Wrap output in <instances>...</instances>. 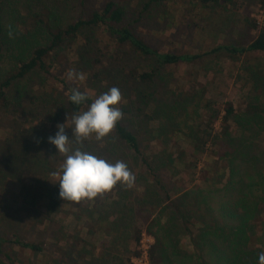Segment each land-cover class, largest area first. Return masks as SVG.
<instances>
[{
    "label": "trees",
    "instance_id": "16d2710c",
    "mask_svg": "<svg viewBox=\"0 0 264 264\" xmlns=\"http://www.w3.org/2000/svg\"><path fill=\"white\" fill-rule=\"evenodd\" d=\"M87 1L81 0V3L85 4ZM163 1L148 0L145 8L148 9L152 4ZM187 1L190 5L201 10L210 8L221 12L234 9L237 4V0ZM1 6L2 1L0 0V34L2 32ZM259 7L264 10V0L259 1ZM125 21L126 12L124 8L113 1H105L86 19L80 18L68 24L65 28L57 25H53L54 27L47 26L48 43L32 50L29 57L20 60L0 78V108L4 111L13 108L16 112L20 109L27 110L30 106L32 116L29 115L30 117L26 119L27 122L37 121L36 118L38 117L35 113L37 110L44 116L45 111L48 109L52 111L53 109L52 112H47V114H50L48 122L52 125L51 136H55L58 131L57 125L64 124L66 117H72L86 111L93 99L85 94L88 99L84 103L81 105L73 104L69 100L70 90L73 88L65 83L63 84L66 88V98L59 100L54 107L50 108L42 106L41 99L39 102L40 95L37 97L17 95L14 97L15 101L11 96L16 82L26 84L34 72H41L55 78L50 71L51 63H54L51 59L52 53L65 40L78 42L79 34L84 30L97 28L101 29L116 45L120 47L127 46L133 54L147 57L156 65L150 71H138L123 65L120 69V74H122L120 80H116L118 76V73L115 74L116 70L113 75L107 74L106 77L107 83L110 85H113L114 81L121 83L126 97L132 94L135 97L136 104L149 105V111L152 110L150 116L153 114L157 117L158 126L155 133L159 138H163L164 148L161 153L157 154L156 159L163 155L162 161L167 162L169 165L178 163L185 170L196 172L198 164L203 160L202 158L210 152L212 158H215L202 162L204 168L200 169L203 183L213 188L209 190V195H216L215 193L218 192L216 187L220 183L219 180L223 176L222 172L226 164L231 171L230 174L235 173L238 166H250L249 168L252 171L263 166L264 151L261 153V158L257 157L255 146L241 148L245 136H235L237 135L238 126H241L242 132H246L249 128L250 131L255 133L256 138L259 131L264 127V109L248 107L244 113L239 114L236 113L230 102H212L206 97L205 92L201 95L191 91L186 93L180 91L179 87H176L175 93L166 95L165 101L159 100L157 102L155 95L158 94V90L153 85L155 77L158 76L159 67L180 63L192 65L209 57L218 59L224 57L236 61L245 54L263 56L264 25H260L251 16L250 9H243L242 22L248 30L255 32L256 35L253 39L245 43L246 45L220 44L201 54L160 53L137 36ZM87 41L89 40L87 39ZM88 54L87 50L83 51L78 54V58L84 61ZM127 59L129 60V58ZM125 69L128 70L127 73H124ZM262 74L261 77H257L262 79L261 81L253 77L252 87L258 86L259 82L264 81V73ZM141 85L150 87L148 93L139 89ZM150 85L153 86L152 89ZM24 96L29 97L30 101H22L21 99ZM167 100L168 102H166ZM148 119L150 120V118ZM216 125H218V129L215 130ZM68 131V128H65L67 136ZM70 140L73 149L80 148L82 151L104 158L106 161L108 157L112 158L115 152L118 151L115 149L118 142L125 150L120 151L122 156L123 152L132 153L138 161L140 160L142 168H147L151 170L150 172L157 169L154 159H148L147 156L143 155L139 139L127 126L122 124L121 120L117 122L114 130L101 141H97L93 137V139L84 140L82 144H76L72 135ZM3 142L1 152L4 155L5 163L0 167V179L18 182L21 198L16 208L13 206L4 207L3 202H0V227L3 229L5 227L7 230V232L0 233V264H15L13 248L40 254L44 260L49 259L50 261L51 258L53 260L51 264L65 263L62 261V256L66 254L64 248L56 247L52 257H49L45 254L44 243L30 242L25 240L19 233L10 232L21 215H26L24 218L28 222H33L42 210L45 211L44 215L70 214L73 218H76L77 215H86L88 234L98 232L104 237L100 246L98 248L92 247L91 250H86L84 247L76 249L75 246H70L77 253L75 255L80 262L79 264H135L133 259H139L142 254L141 240L142 226L144 225H147V232L154 240V243L150 244L147 250L149 264H184L188 260L192 261V257L181 252L182 246L180 243L182 239L180 238L190 235L192 222L197 224L204 222L205 225L198 231L200 234L197 237V246H195L196 240H192L196 250V264H209L206 260L208 258L216 259L217 264H259V253L264 251V198L258 202H250L248 199L243 198L239 200V198L232 208H228L223 202L222 205L220 204L218 211L220 215H233V218H240L243 224L239 229V233L235 234L236 240L230 242L228 250L220 251L215 248L211 236L221 239L225 231L217 227L215 223L204 221L205 217L203 215H211L212 211L210 212V205L207 198L204 197L206 195L203 189L196 190L195 197L190 193L177 197L179 195V192H177L176 197L173 198L171 193L166 190L159 175L156 174L155 184L151 185L147 182L143 194L136 197V203L130 202L132 189L124 191L127 188L119 183L110 192L92 200L86 199L79 203L64 201L59 196V178L54 176L53 173L60 172L65 157H61L62 154L58 153L56 147L51 148L53 153L49 157L47 151H44L45 143L43 141L40 139L26 141V138L21 134L19 135L18 132L14 135L12 133L7 135ZM239 156H242V159L239 160ZM115 162V160L112 161L113 164ZM236 163H238V166H236ZM165 166V164H162L159 168ZM140 175L142 176L141 173H139ZM195 176L196 174L191 175L190 182L195 181ZM21 178H24L25 181L19 180ZM42 178H44V185L40 184ZM241 178L240 175H234L228 180L223 189L227 198L236 195L235 192L239 193V188H241L239 180ZM233 179L236 181L234 182ZM37 186L40 190V198L30 199L32 191L37 190ZM157 187L161 192L164 191L163 195ZM1 188L2 184L0 185ZM262 190L264 191V188ZM121 192L124 195H121ZM122 199L124 200L123 204L121 203ZM191 200H197V202ZM240 208L242 213H238ZM162 214L167 218V224L162 226L157 224L158 230L151 231L156 224L152 218L153 215ZM137 220L140 221L141 226L138 225ZM40 221L41 224L46 223L47 227L50 224L48 217L42 218ZM131 227L129 235L127 232ZM183 228L184 230L181 232L180 230ZM207 238L210 240V245H208ZM130 240L134 244L132 249H129L127 245ZM226 240V237H224L223 241ZM73 241L78 246L81 243L80 239H73ZM240 244H244L246 247V250H243L241 262L237 261V257L231 249L233 245L239 246ZM68 247V243H65V249ZM205 249H207L206 259L203 256L204 254L201 253ZM95 252L98 253L99 257Z\"/></svg>",
    "mask_w": 264,
    "mask_h": 264
},
{
    "label": "rangeland",
    "instance_id": "374dc122",
    "mask_svg": "<svg viewBox=\"0 0 264 264\" xmlns=\"http://www.w3.org/2000/svg\"><path fill=\"white\" fill-rule=\"evenodd\" d=\"M1 1L0 78L20 60L29 57L32 50L48 43L47 26L54 27L53 25H57L65 28L68 24L80 18L86 19L105 1H113L123 7L126 12L125 23L130 25L137 36L141 37L160 53L201 54L210 51L220 44L246 45L245 43L253 39L256 34L254 31L248 30L242 22L244 8L250 9L251 16L258 23L262 24L264 21L261 16L262 10L259 7L260 0H237L236 7L227 12L210 8L201 10L190 5L187 0H164L161 3L152 4L148 9L145 8L148 0H88L85 4H82L81 0ZM86 50L89 54L84 61H81L78 58V54ZM51 59H53L54 63H51L50 71L55 78L41 72H34L26 84L16 82L13 95L11 96L12 99L14 100V97L17 95L35 97L40 95L39 102L41 99L42 106L50 108L54 107L59 100L66 98L67 93L63 83L72 88H77L93 100L100 94L107 92L110 88L117 87L123 97L121 103L118 105L123 112L121 122L137 136L143 155L147 156L148 159H154L158 169V171L155 169L156 171L150 172L151 170L142 168L140 160L138 161L132 153L123 152L122 156L120 151L125 150L122 149L123 146L120 143H116L115 149L118 151L115 152L112 158L108 157L107 161L110 163L113 160L123 161L134 174L135 182L133 186L130 188L125 186L127 189L124 190L132 189L130 202L136 203V197L143 194L147 182L151 185L155 184L154 179H156V174L159 175L166 190L171 193L173 198L176 197L177 192H179L177 197L185 193H190L195 197L196 190L203 189L206 195L204 197L207 198L210 205V212L212 211L211 215H203L205 217L204 221L215 223L217 227L225 231L221 239L211 236V241L213 240V244L217 250L227 251L230 242L236 240L235 234L239 233V229L243 224L240 218H233V215H220L218 211L222 205L221 203L223 202L228 208H232L239 198V200H242V198L248 199L250 202H258L263 199L264 164L252 171L249 168L250 166H238V163H236L238 167L235 173L232 174H230L231 171L226 164L223 168V176L219 180L220 183L216 187L218 192L215 193L216 195H209L208 192L212 187L203 183L200 169L204 168L202 162L210 161L215 157L212 158L210 152L205 155L202 158V162L198 164L196 172L185 170L178 163L169 165L167 162L162 161L163 155H160L156 159L157 154L161 153L164 148L162 144L163 138H159L155 133L158 126L157 117L153 116V114L150 116L152 110L149 111V105L136 104L135 97L132 94L126 97L121 83H117L116 81L113 82V85L107 83L106 77L113 75L115 70V74L118 73L116 80H120L122 77L120 69L123 65L138 71H150L156 66L153 61L139 54H133L127 46L120 47L116 45L101 29L97 28L84 30L79 34L78 42L65 40L52 53ZM70 69L84 73L86 79L83 81L68 79L67 73ZM127 72L128 70L125 69L124 73ZM262 73H264V55L254 54H245L240 56L236 61L224 57H220L219 59L209 57L200 63L192 65L180 63L178 65L159 67L158 76L155 77L153 84L158 90L155 98H157V102L159 100L165 101L166 95L175 93L176 87H179L180 91L186 93L191 91L197 93V95H201V93L205 92L206 97L212 102H230L235 108L236 113L239 114L244 113L248 107H252V109H264V81L259 82L258 86L252 87L254 83L253 77L261 81L262 79L257 77H261ZM152 88L153 86H151ZM139 89L148 93L150 87L141 85ZM27 91L29 92L26 93ZM21 100L28 102L30 98L24 96ZM48 111L50 110L45 111V115L43 116L37 110L35 112L37 113L36 117H38L36 118L37 121L27 122L26 119L32 116L30 106L27 110L23 111L20 109L16 112L13 108L8 111L0 108V167L5 163L4 155L1 152V145L4 143L3 141L6 136L11 133L14 135L18 132L19 135L21 134L26 138V141L40 139L45 143L44 151H47L49 157L51 156L53 153L51 148L55 147V145L48 142V138L52 134V125L48 122V119H50V114H47ZM71 118L66 117L64 120V124L66 123L65 126L69 130L68 137L70 139L72 135ZM216 129H218V125L215 126ZM247 129L246 132H242L241 126H238L235 137L245 136L241 148L255 146V154L261 158V153L264 151V127L259 131L256 138L255 133L250 131L249 128ZM93 137H95L94 134L88 139H93ZM168 150L170 151V149ZM61 157L64 156L61 155ZM240 159H242V156H239ZM162 164L166 166L159 168ZM139 173L142 176H139ZM192 174H196L193 183L190 182ZM234 175L242 177L239 180L241 188H239L238 194L235 192L236 195H231V197L227 198L223 189L228 180ZM19 180H24V178ZM233 180L234 182L236 181L235 179ZM41 182L40 184L44 185V178L41 179ZM26 183L28 184V182ZM1 184L0 202H3L4 207H18L21 198L19 183L16 181L12 182V180L6 181L1 178ZM157 189L161 192L158 187ZM163 193L164 191L161 192V195ZM120 194L124 195L123 192ZM38 198H40V190L37 186V190L32 191L30 199ZM123 201L122 199V204ZM191 201L197 202V200ZM40 213L33 222H28L24 218L26 215H21L10 232H17L30 242L44 243L46 248L45 254L49 257H52L56 247L64 248L66 253L62 256L64 264L80 263L75 255L77 253L70 246H75L76 249L84 247L86 250H91L92 247L98 248L104 239L98 232L88 234L86 215H77L76 218H73L70 214L44 215V210ZM238 213H242L241 208L238 209ZM134 216L136 217V215ZM46 217L50 221L48 227L45 225L46 223L41 224L40 221ZM152 218L156 224L151 231L158 230L157 224L161 226L167 224V218L164 214L153 215ZM211 219L214 222L208 221ZM192 223L190 235L180 238L182 239L180 243L182 246L181 252L187 253L188 256L192 257V261L188 260L184 264H196L197 256L192 240H196L195 246H197V237L200 234L198 231L205 226L204 222L202 224ZM138 225L141 226L140 221H138ZM146 228L147 225L142 226L141 249L154 243ZM131 229L132 227L127 232L129 235ZM183 230L184 228L180 231L183 232ZM5 231L7 232L5 227L4 229L0 227V233H4ZM224 237H226V241H223ZM73 239L81 240L79 246L74 243ZM207 241H209L208 245H210L208 238ZM65 243L69 245L66 249ZM127 245L129 249H132L134 246L132 240L128 241ZM231 249L235 257H237V261L241 262L243 250H246L244 244H240L239 246L233 245ZM95 253L99 257L98 253ZM201 253L204 254L203 256L206 259L207 249L201 251ZM13 254L15 256V264H51L53 261L51 258L50 261L49 259L44 260L40 254L22 251L19 248H13ZM206 260L209 264H217L216 259L208 258ZM135 262L138 263L136 260Z\"/></svg>",
    "mask_w": 264,
    "mask_h": 264
},
{
    "label": "clouds",
    "instance_id": "9594fccd",
    "mask_svg": "<svg viewBox=\"0 0 264 264\" xmlns=\"http://www.w3.org/2000/svg\"><path fill=\"white\" fill-rule=\"evenodd\" d=\"M67 76L70 80L86 79L84 73L74 69H70ZM87 99L77 88L70 90L69 100L73 104L81 105ZM122 99L121 91L112 87L95 98L86 111L73 115L71 129L75 143L82 144L93 134L97 141L107 137L123 118V112L118 107ZM65 125L58 124L55 136L48 138V142L55 145L58 153L65 157L60 172L53 173L59 178L60 198L79 203L110 192L118 183L129 188L133 186L135 176L125 162L116 161L113 164L80 148L73 149L72 141L65 134ZM259 264H264V251L259 253Z\"/></svg>",
    "mask_w": 264,
    "mask_h": 264
},
{
    "label": "built area",
    "instance_id": "2783aa9c",
    "mask_svg": "<svg viewBox=\"0 0 264 264\" xmlns=\"http://www.w3.org/2000/svg\"><path fill=\"white\" fill-rule=\"evenodd\" d=\"M261 16L263 17L264 19V10L261 11ZM257 21V20H256ZM260 24V23H259ZM260 25H264V21L262 24ZM149 249V246L147 247H142V254H141V257L139 259H135L136 261H138V263L135 262V260H133V262L135 264H149V259H148V255H147V250Z\"/></svg>",
    "mask_w": 264,
    "mask_h": 264
}]
</instances>
